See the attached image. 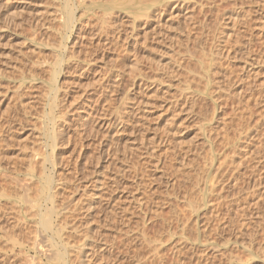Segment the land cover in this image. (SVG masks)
<instances>
[{"label": "rangeland", "instance_id": "374dc122", "mask_svg": "<svg viewBox=\"0 0 264 264\" xmlns=\"http://www.w3.org/2000/svg\"><path fill=\"white\" fill-rule=\"evenodd\" d=\"M85 1L87 2V0H78V4ZM94 1H88V6L85 2L84 4L87 7L84 4L81 5L85 7L75 4L72 6V12L76 13V19H80L82 15L84 17L83 20H75L71 29L66 28L70 29L68 31L65 29L68 8L63 0H0V192H5V186L6 192L9 193V196L6 195L8 198L14 197V195L20 198H9L7 199L8 203L7 197L2 196V200L0 199V202L5 201L4 204L7 203L6 205L3 204L4 208L7 205L9 206L10 203L11 210L8 206L5 208L7 216L11 215L8 219L13 216L16 219L19 218L21 224L28 223L27 221L31 220L32 223L29 222L31 227L35 225L37 220L29 218L32 213L28 209L29 206H26L29 204L28 198L33 199L35 194L34 198L39 196L40 193L38 195L37 193L40 191L39 188H42L41 179L50 176L56 181L62 179L61 184L64 183L65 185L61 187V184L59 185L56 182L55 190L60 186L57 190L59 205L61 203L62 205L65 203L67 206L79 204L81 207L86 203H90L89 200H93L94 203L98 204L99 200L106 199V201H101L102 207L105 208H102L101 211L103 216L108 213L104 205L111 203L112 200L113 204L120 208L121 206H127L129 203H134V201L136 203L144 202L158 210V212L160 211L165 217H170L173 214L172 209H170L172 206L178 207L183 217L188 214L190 202L193 204L199 203L202 205L199 215L201 216L209 212H206V210L210 207V203L214 202L213 200H216L220 194L223 197L221 217L224 220L221 222L223 227L221 226L220 232L222 233H219L220 236L215 235L213 232L209 234V239L217 240L219 243L216 245L217 249L213 247L216 250L211 246V248H208L209 253L215 251L216 254L211 264H264V183L261 184L262 181L264 182V170L262 172L260 170L264 165V149H257L260 152L259 155L255 149L256 147H254L255 144H260L257 148L264 147V122L261 124L263 127L260 126L261 128L258 129V132H260L258 135L262 138H259L255 132L257 119L261 118V115L264 116V101L261 99V101L255 103V101H252L253 98H250L251 102H244L248 99L249 94L256 96L261 91L260 88L264 89V26L261 29V23L264 25V16L261 15L263 11H259L260 7L264 8V0H210L211 3L207 0L210 4L214 2L210 5L211 7L208 6L209 3L206 4V0H204V2L206 1L205 4L199 2L198 5H196V0H182V2L179 0L177 4L175 3L178 0H169V3H167L168 0H145L146 3L143 0V3L147 6H144L142 1L139 0H132V4L128 2L130 0H122V2L116 0L115 4L111 3L109 6L108 3L114 0ZM149 1H152V3ZM137 3L139 6L143 5L142 7L149 8V11L151 9L155 10L154 12L151 10L150 18L140 17L138 19L136 18L138 15H133L135 10H137V14L141 8ZM95 4L100 7L95 6ZM102 4L106 6L104 5L105 7L102 8ZM124 4L125 6H123ZM162 4H164V7ZM112 5L115 6L112 7ZM129 5H135L136 7L133 8L131 6L135 10L131 11V8H127L130 7ZM159 6L162 7L159 8ZM180 7H183V9ZM200 7H204L203 10ZM164 8L165 11H160ZM93 9L94 11H92ZM102 9H104L103 11L108 9L110 12L116 10L111 13L107 11L112 14L111 17L107 12H104L103 15ZM156 9H158V12ZM234 10L244 11L248 15V20L238 22L240 24L237 23V27L232 26L234 24L228 18ZM256 10L262 13H257ZM159 11L161 17L157 15ZM98 13H102V15L99 14V18H97ZM125 14L126 18L124 17ZM103 16H105L104 20L106 18L108 20L107 23L104 21L105 24L102 20ZM97 19L100 23L102 21V24ZM131 19L134 20L130 21ZM137 20L142 21L139 23ZM94 22L95 25H93ZM80 24H84L82 25L84 27ZM258 24L261 26L259 27ZM133 26L134 28H131ZM79 28L81 31L78 30ZM95 29L97 32H95ZM99 29L100 31H98ZM258 32L261 33V36L258 35ZM78 33L94 35L89 38L86 34L85 36L88 38L83 39L79 45L73 46L70 45V41H65L64 37L67 34L66 37L71 36V40L74 38V43ZM137 34L139 37H136V42L139 40V43L134 45L132 43L135 39L131 38L134 35L137 36ZM251 35L254 37L252 36V38ZM113 39H115V42H112ZM123 39L125 41L129 40V43ZM131 44L132 46H130ZM63 45L68 46L74 53L72 60L66 57V52H63L65 46ZM222 47L225 51L222 50ZM216 49L218 51L222 50L223 57L215 54ZM226 52L231 54V58L224 56ZM70 53L71 51L68 52V54ZM59 57H63L66 62L63 66L64 71L62 70V74L58 76V87H62V89H59L62 90L59 93V100L64 97L59 101L61 104L57 103V105L60 104L58 105L59 108H54L53 95L50 91L54 79L51 76H53L52 72L56 62L61 59ZM79 59H81L80 67L73 68L74 61ZM85 59H90L91 63L93 61L88 68L86 61L83 62ZM69 60L72 62L70 63ZM246 65L248 66L247 69L252 70L254 73L249 70L245 72ZM243 67L245 68L243 69ZM209 73L212 76L211 78H209ZM215 73L219 76L212 75H215ZM205 75L208 77L206 78ZM61 77L63 78L61 79ZM162 81L165 85L161 83ZM206 83H209V86ZM60 84H62L61 87ZM246 84L248 85L246 86ZM251 85L253 87H250ZM210 86L211 88H209ZM248 87H250V90L247 89ZM238 88L244 90L239 96L235 92ZM65 89L67 94L62 93ZM174 89H177V93ZM178 89L181 91L179 92ZM17 91H20V98H15ZM189 91L190 93L192 91L199 94L192 95L193 93L190 94ZM61 93L62 95H60ZM82 93L85 97L80 98ZM184 94L189 97L186 98ZM208 95L209 97H207ZM64 101L69 107V111L65 110L64 112V109H67L66 104L62 107ZM180 101L181 103H179ZM185 101L187 102L185 103ZM182 102L185 106L181 105ZM176 105H180V107ZM139 108H144L145 111ZM68 112H72V114ZM64 114L68 119L73 117L74 120H67L71 124V127H68L71 142L69 146L62 148L59 155H57V160L60 163L59 172L53 170L49 162L43 163V166H29L28 157L35 148L39 149L42 156L52 154L51 140L53 139L54 126L52 116L55 115V119L58 121ZM141 116H143L141 118L143 120L139 119ZM29 117L30 120L31 117L33 118V122L31 120L28 124ZM61 119L58 124H61L62 129L67 130L65 124L68 123L64 122L63 118ZM104 122L113 124L110 129L112 132L107 133V127L105 125L102 127ZM171 123L175 125L172 129V126L169 125ZM117 125H120V127L118 128L119 131L116 132L114 127ZM253 132L257 139L249 137L254 134ZM223 163L224 165L230 164L231 167L228 166L231 168L230 170L235 168L236 178L239 179L234 180V177L231 176L232 172L229 170L231 174L225 177L224 191L217 187L216 191L211 192L212 187L217 182L216 179H219L215 168L218 169V166H222ZM237 163L238 166H236ZM232 165L236 167L233 166L232 169ZM256 167H259L258 170L262 174H257L259 172H257ZM2 169L5 170L2 171ZM236 169L240 173H237ZM255 169L256 171H254ZM262 169H264V166ZM5 171L7 174H5ZM258 176L261 178L263 176L262 181L258 180L260 178ZM2 177L3 179L7 177L4 179L7 182L2 180ZM12 179L17 180L18 183L10 182ZM115 181L119 182V185L116 187L113 185L112 187V182ZM237 181L238 183H236ZM4 182H6L5 185ZM30 182L33 185L29 184ZM30 185L31 188L35 185L38 189L33 188L38 192L33 191V189L31 191ZM261 185L263 186L260 187ZM256 188H259V190ZM1 193L0 195H2ZM92 193H95V195L90 196ZM258 195L259 197L262 196V199L258 198ZM26 197L28 198L26 199ZM98 197H102V199ZM22 199L28 204L24 203ZM13 203L17 205L14 204L12 208ZM241 205L245 208H242L243 214L240 210ZM7 208H9V212L12 210L13 212L9 214ZM258 211L259 214L261 213V219L259 218L261 216L257 214ZM101 212L99 215H102ZM244 214L246 215L244 216ZM202 218L205 220V217L199 219L201 221L197 227L199 231L203 229L201 223L204 220ZM22 220L25 221L21 222ZM99 220L101 221L96 222L98 224L94 229H96V232L97 230L105 232V222L103 226V219ZM216 221L211 223V226H214L213 228L219 224V221ZM29 223L26 225L27 229L30 227ZM224 223L227 226H224ZM242 224L243 228L241 227ZM36 225L32 229L30 227L31 230L36 229L33 232L34 234H31L30 229L27 230L22 225L12 229L8 227V231L1 232L0 261L1 258H8V255L11 256L16 253L10 257L16 259L5 264H24L25 262V264H43L44 262V264H54L50 261L53 254H51L48 247L49 237L44 230L37 229ZM100 227L102 228L100 229ZM195 227L192 229L194 233L192 230L186 232V238L198 237L196 236L195 229L197 228ZM257 227L259 229L260 227L263 228L260 230L261 232H258ZM157 229L158 226L148 229L149 234L153 235L154 230ZM22 231L26 232L23 233ZM259 233H263V235ZM28 236L29 238H27ZM34 236L36 240L38 239V242L40 240L37 243L42 247V254L30 248L21 249V241L26 239L23 241H27L26 244L36 242ZM40 236L41 239H39ZM13 237L19 239L17 241H20V244H17L16 241L15 243ZM94 237L96 238L95 235ZM202 238H206V234ZM202 238V241L205 240ZM228 240H230L229 243L225 244ZM22 244L25 245V243ZM250 244L252 249L246 251L243 247L250 246ZM188 245H192L191 242H188ZM218 247L220 248L218 249ZM189 249H191L190 252L196 249V252L193 254L189 252L180 259L175 258V260L172 258L171 253L166 250L165 264L167 262L169 264L171 261V264L174 262H176L175 264H196V262H193L195 261L193 258H197L195 253H198V249L195 247ZM228 249L230 251H227ZM20 250L22 253H20ZM141 250L143 251L144 248L140 249V254L137 253V255L132 253L133 251H131V254L128 253L130 257L136 256L135 259L125 255L126 250H124V256H128V258L126 257L128 262H125V264H144V262L152 264V260L146 258V248L143 253ZM44 251H47L48 256ZM115 251L117 250L108 251L104 254L100 253L99 258L106 259L102 261V264H105L106 261V264H114V262H117L115 261L116 258L124 257L122 251ZM111 252L117 253L116 255L119 256ZM167 253L169 256H166ZM25 254L28 255V259ZM189 255V258L195 256L189 259L187 258ZM106 256H109V258H106ZM21 257H24L22 259H25V261H22ZM111 257H114V259ZM136 259L137 261H132ZM181 260L188 261L181 263ZM47 261L50 263H46ZM0 263L3 264V262Z\"/></svg>", "mask_w": 264, "mask_h": 264}, {"label": "bare ground", "instance_id": "6f19581e", "mask_svg": "<svg viewBox=\"0 0 264 264\" xmlns=\"http://www.w3.org/2000/svg\"><path fill=\"white\" fill-rule=\"evenodd\" d=\"M63 1H65V5H66V7L68 8V16H67V23H66V26H65V29L66 28H70L71 29V26H73V24L75 23V20H83V17H84V15H82V16H80V19H76V13L75 12H72V6H74V4L75 5H79L80 7H83L85 4V2H83V3H81V4H84V5H81V4H78V0H63ZM88 1H94V0H87V2ZM107 1V0H106ZM116 0H114V1H110V3H108V6H109V4H111V3H114ZM117 1H119V2H122V0H117ZM132 0H130V1H128V2H130L131 4L133 3V1L131 2ZM138 1V0H137ZM139 1H142V4L144 5V6H147V4H145L146 3V1H145V3H143V0H139ZM185 1V0H184ZM183 1V2H184ZM189 1V0H188ZM191 1H193V0H191ZM207 1V0H206ZM205 1V2H206ZM210 1V0H209ZM213 1V0H212ZM218 1V0H217ZM231 1V0H230ZM235 1V0H234ZM233 1V2H234ZM82 2V1H81ZM87 2H86V4H87ZM91 2V3H92ZM95 2V1H94ZM128 2H127V4H128ZM150 2V1H149ZM172 2V1H171ZM170 2V3H171ZM179 2V0L175 3V4H177ZM181 2H182V0H181ZM180 2V3H181ZM199 2H203L204 4H205V2H204V0L203 1H200V0H196V5H198L199 4ZM103 3V2H102ZM125 3V2H124ZM129 3V4H130ZM150 3H152V1L150 2ZM164 3V2H163ZM167 3H169V0H168V2ZM167 3H166V5H167ZM173 3V4H174ZM208 1H207V5H208ZM210 3H211V1H210ZM209 3V5L208 6H210V5H212L214 2H212V4H210ZM93 4V3H92ZM97 4H98V2H97ZM97 4H95V6H97V7H100V6H98ZM101 4V3H100ZM105 4H107V3H105ZM104 4V5H105ZM115 4V3H114ZM116 4H117V2H116ZM120 4V3H119ZM118 4V5H119ZM123 4V3H122ZM165 4V3H164ZM164 4H162V6L164 7ZM184 4V3H183ZM191 4V3H190ZM194 4V3H193ZM201 4V3H200ZM89 5V3L87 4V6ZM103 5V4H102ZM101 5V6H102ZM102 6V8L103 7H105V6ZM137 5H138V3H137ZM142 5V6H143ZM186 5H187V2H186ZM254 5V4H253ZM86 6V5H85ZM84 6V7H85ZM86 6V7H87ZM111 6V5H110ZM113 6H115V5H112V7ZM117 6V5H116ZM120 6H121V4H120ZM119 6V7H120ZM123 6H125V4L123 5ZM130 7H127V8H131V6H132V8L135 6V5H129ZM139 6V5H138ZM141 5L139 6V7H141L140 8V10L137 12V14H136V11L137 10H133L132 8V10L131 11H134L135 13L133 14V15H138V16H136V18H138V19H140V17L141 18H143V17H145V18H150L151 17V13H152V11L154 12L155 10H152L151 8V10L149 11V8H147V7H142ZM152 6V5H151ZM162 6H159V8H161ZM168 6V5H167ZM176 6V5H175ZM184 6V5H183ZM190 6V5H189ZM193 6V5H192ZM201 6V5H200ZM221 6V5H220ZM90 7H92V5H90ZM136 7V6H135ZM149 7V6H148ZM187 7V6H186ZM194 7H195V5H194ZM193 7V8H194ZM204 7H207V6H204ZM203 7V8H204ZM211 7V6H210ZM209 7V8H210ZM216 7V6H215ZM89 8V7H88ZM94 8V7H93ZM106 8H108V7H106ZM122 8H125V7H122ZM138 8V7H137ZM155 8V7H154ZM153 8V9H154ZM157 8V7H156ZM176 8V7H175ZM178 8H179V6H178ZM180 8H182L183 9V7H180ZM185 8V7H184ZM189 8V7H188ZM187 8V9H188ZM192 8V9H193ZM201 8V7H200ZM199 8V9H200ZM203 8H201L202 10H203ZM208 8V7H207ZM89 9H91V8H89ZM105 9V8H104ZM104 9H102V11L101 12H103V15H104V12L106 13L107 11H108V9H107V11H103ZM114 9V8H113ZM118 9V8H117ZM120 10H121V7L119 8ZM86 10H87V8H86ZM110 10V9H109ZM116 10V9H115ZM115 10H111V12H113V11H115ZM157 10V12H158V9H156ZM160 10V9H159ZM173 10V9H172ZM176 10V9H175ZM194 10H196L195 8H194ZM92 11H94V9L92 10ZM91 11V12H92ZM126 11V10H125ZM160 11H165V8H164V10H160ZM159 11V13L157 14V15H160V17H161V12ZM259 11H263V14H261L262 16H264V8H259ZM258 10H256V12L258 13L259 12ZM89 12H90V10H89ZM88 12V13H89ZM100 12V11H99ZM108 12H110V11H108ZM107 12V14L109 15L110 13H108ZM121 12V11H120ZM119 12V13H120ZM127 12H128V10H127ZM94 13V12H93ZM118 13V12H117ZM123 13V12H122ZM125 13V12H124ZM259 13H262V12H259ZM95 14H97V13H95ZM102 15V13H98V15ZM116 14V13H115ZM114 14V15H115ZM156 14V13H155ZM86 15H88V14H86ZM92 15V14H91ZM97 15V16H98ZM100 15L97 17V18H99L100 17ZM112 14H110V16H111ZM118 15V14H117ZM120 15H122V14H120ZM132 15V16H133ZM93 16H95L94 14H93ZM105 16L107 17V15L105 14ZM105 16H103V23H104V21H105V23H107V18H106V20H104V17ZM116 16V15H115ZM119 16V15H118ZM126 16V14L124 15V17ZM134 16V17H135ZM96 17V16H95ZM112 17V16H111ZM121 17V16H120ZM127 17H129V15H127ZM101 18H102V16H101ZM115 18V17H114ZM126 18V17H125ZM129 18H131V17H129ZM228 18L230 19V20H232V23L234 24V25H232V26H238V24H240V23H238V22H241V21H243V22H245V21H247L248 19V15H246L245 13H244V11L242 12L241 10H237V11H233L231 14H230V16H228ZM96 19V18H95ZM120 19H122V18H120ZM247 19V20H246ZM99 19H97V21H98ZM134 20V19H133ZM132 19L130 20V21H133ZM96 21V20H95ZM101 21V20H100ZM138 21V20H137ZM142 21V20H141ZM141 21H138L139 23L141 22ZM146 21V20H145ZM99 22V21H98ZM135 22H136V20H135ZM259 22H262V21H259ZM100 23V22H99ZM104 23V24H105ZM134 23V22H133ZM145 23V22H144ZM143 23V24H144ZM238 23V24H237ZM249 23V22H248ZM96 24H98V23H96ZM100 24H102V21H101V23ZM100 24H98V25H100ZM132 24V23H131ZM136 24V23H135ZM134 24V25H135ZM145 24H147V23H145ZM245 24V23H244ZM262 24V26L261 25H259L258 24V26L260 27L261 26V29H262V27L264 26L263 25V23H261ZM82 25H84V24H82ZM81 24H80V26H82ZM93 25H95V22H94V24ZM139 25V24H138ZM89 26V25H88ZM132 26V25H131ZM245 26V25H244ZM82 27H84V26H82ZM96 27V26H95ZM138 27V26H137ZM137 27H135V28H137ZM250 27V26H249ZM75 28V27H74ZM131 28H134V26L133 27H131ZM264 28V27H263ZM64 29V30H65ZM70 29L68 30V29H66V30H68V31H70ZM85 29V28H84ZM94 29V28H93ZM97 29H98V27H97ZM137 29H139V28H137ZM65 30V31H66ZM78 30H80V28L78 29ZM130 30V29H129ZM128 30V31H129ZM133 30V29H132ZM68 31H66V32H68ZM75 31V30H74ZM77 31V30H76ZM81 31V30H80ZM98 31H100V29L98 30ZM138 31V30H137ZM78 32V31H77ZM77 32H75V33H77ZM83 32V31H82ZM87 32V31H86ZM93 32V31H92ZM95 32H97L96 31V29H95ZM119 32V31H118ZM130 32V31H129ZM132 32H135V31H132ZM131 32V35L133 34ZM261 32V31H260ZM263 32V31H262ZM70 33V32H69ZM84 33H85V31H84ZM89 33V32H88ZM101 33H102V30H101ZM116 33H117V31H116ZM120 33V32H119ZM87 34V33H86ZM85 34V35H86ZM236 34V33H235ZM263 34V33H262ZM64 35V34H63ZM82 33L80 34V33H78V35H76V37L77 38H75V41H74V43H73V40H74V38H73V40H71V36H68V37H66L67 36V34H66V36L64 37V39H65V41L67 40L68 42L70 41V45L72 44L73 46L74 45H76V44H81V41L83 40V39H87L88 37H86L84 34L82 35ZM88 35V34H87ZM94 35V34H93ZM93 35L91 36V35H88L89 36V38H92L93 37ZM96 35V34H95ZM119 35V34H118ZM237 35V34H236ZM258 35H260L261 36V33L259 34V32H258ZM81 36V37H80ZM129 36V35H128ZM135 36V35H134ZM132 37L131 39H135V40H133V43L132 44H134V45H136V44H138L139 42V40L136 42V37H139V35L137 34V36H135V37ZM234 36V35H233ZM238 36V35H237ZM237 36H235V37H237ZM253 35H251V37H252ZM231 37V36H230ZM234 37V38H235ZM254 37V36H253ZM252 37V38H253ZM113 38V37H112ZM117 38H119V37H117ZM116 38V39H117ZM190 38V37H189ZM260 38V37H259ZM62 39H63V37H62ZM63 39V40H64ZM120 39V38H119ZM124 39H125V37H124ZM123 39V40H124ZM130 38H129V40H131ZM226 39V38H225ZM263 39V38H262ZM115 39H113L112 40V42L114 41ZM129 40H127V41H125V42H127V43H129L128 41ZM102 41V40H101ZM117 41H118V39H117ZM205 41H206V39H205ZM252 41H254V40H252ZM262 41V40H261ZM115 42V41H114ZM222 42H224V41H222ZM227 42V41H226ZM230 42V41H229ZM250 43H251V40L249 41ZM260 42V41H259ZM264 42V41H263ZM63 43V42H62ZM119 43V42H118ZM253 43V42H252ZM100 44V43H99ZM132 44L130 45V46H132ZM264 44V43H263ZM129 45V44H128ZM221 45L223 46V44L221 43ZM250 45V44H249ZM39 46V45H38ZM37 46V47H38ZM60 46L62 47V45L60 44ZM59 46V47H60ZM63 46H65V45H63ZM118 46V45H117ZM127 46V45H126ZM220 46V45H219ZM251 46V45H250ZM58 47V48H59ZM70 47V46H69ZM64 48V47H63ZM128 48V47H127ZM223 48V47H222ZM226 48V47H225ZM65 49V50H64ZM63 49V52L65 51L66 52V54H67V56L66 57H68L69 59H73V54L74 53H72V50H70L69 48H68V46H65V48ZM219 49V48H218ZM221 49V48H220ZM60 50V49H59ZM217 50V49H216ZM222 50H224V48L222 49ZM222 50H217V52L215 53L217 56H219V57H223V52H222ZM226 50H227V48H226ZM264 50V49H263ZM71 51V53L70 54H68V52H70ZM126 51V50H125ZM225 51V50H224ZM228 52H230V50H228ZM228 52H226V53H228ZM236 52V51H235ZM239 52V51H238ZM127 53V52H126ZM226 53H225V55L224 56H228V58H231V54L230 53H228L227 55H226ZM216 55H215V57H216ZM263 55V54H262ZM63 56V55H62ZM64 56V58H66ZM59 58H61V57H59ZM63 57L61 58V59H59L57 62H56V64H55V67H54V69H53V72H52V75L53 76H51V77H53V81H54V83H51L52 84V86H51V95H53V106H54V108H59L58 107V105H60L61 104V102H59L60 100H62V98L64 97H61V99L59 100V93H60V91H62V90H59V89H62V87H61V85L62 84H60L59 86L61 87V88H59L58 87V83H59V79H58V76L60 75V74H62L61 72H62V70L64 71V68H63V66H65V64H66V62H65V59H64ZM87 58V57H86ZM218 59V57L216 58V60ZM66 60L68 61V59L66 58ZM90 60V59H89ZM88 59H85V60H83V62L84 61H86V65H87V68H88V66H91L90 65V61H89ZM212 60H213V58H212ZM257 60V59H256ZM70 61V60H69ZM64 62H65V64H64ZM72 61H70V63H71ZM79 63H81V59H79V60H76V61H74V63H73V65L74 66H72L73 68L75 67V69H77L78 67H80L79 66ZM92 63H93V61H92ZM91 63V64H92ZM219 64H221L220 62H218ZM174 64V63H173ZM218 64V65H219ZM70 65V64H69ZM68 65V66H69ZM82 65V64H81ZM174 65H177V64H174ZM173 65V66H174ZM67 66V67H68ZM180 67V66H179ZM178 67V68H179ZM216 67V66H215ZM218 67V66H217ZM247 65H246V71L245 72H248L247 70H249V69H247ZM71 68V67H70ZM70 68H68V69H70ZM177 68V69H178ZM212 68V67H211ZM219 68V67H218ZM245 67H243V69H244ZM67 69V68H66ZM90 69V68H89ZM217 69V68H216ZM220 69V68H219ZM210 70H212V69H210ZM214 70V69H213ZM212 70V71H213ZM218 71V70H217ZM217 71H215V72H217ZM250 72L252 71V70H249ZM208 72V71H207ZM253 72V71H252ZM213 73V72H212ZM219 73V72H218ZM221 73V72H220ZM225 73V72H224ZM254 73V72H253ZM64 74V73H63ZM171 75H173V74H171ZM208 75V74H207ZM213 76H216L217 74L215 73V75L214 74H212ZM223 75V74H222ZM63 76V75H62ZM174 76H175V73H174ZM209 78H211L212 76L210 75V73H209ZM217 76H219V75H217ZM64 77V76H63ZM63 77H61V79L63 78ZM205 77H206V75H205ZM208 77V76H207ZM206 77V78H207ZM222 77V76H221ZM226 78V77H225ZM234 78V77H233ZM52 79V78H51ZM58 79V80H57ZM208 81L210 80V79H207ZM207 80H206V82H207ZM233 80V79H232ZM231 80V81H232ZM164 81H166V80H164ZM168 81V80H167ZM212 81V80H211ZM219 81V80H218ZM230 81V82H231ZM242 81V80H241ZM52 82V81H51ZM61 82V81H60ZM243 82V81H242ZM162 84H164L165 85V83L162 81L161 82ZM210 83V82H209ZM209 83L207 84V86H209ZM229 83V82H228ZM232 83V82H231ZM249 83V82H248ZM169 84V83H168ZM252 84V83H251ZM50 85V84H49ZM135 85H137V84H135ZM161 85V84H160ZM248 84H246V86H247ZM21 86V85H20ZM169 86H170V84H169ZM173 86V85H172ZM240 86V85H239ZM23 87V86H22ZM179 87V86H178ZM230 87H231V85H230ZM250 87H253L252 85L250 86ZM250 87H248L247 89L248 90H250L249 88ZM261 87V86H260ZM20 88V87H19ZM30 88V87H29ZM28 88V89H29ZM169 88V87H168ZM180 88V87H179ZM209 88H211V86L209 87ZM22 89V88H21ZM23 89H24V87H23ZM22 89V90H23ZM166 89H167V87H166ZM172 89V88H171ZM182 89V88H181ZM189 89V88H188ZM187 89V90H188ZM190 89H191V86H190ZM189 89V90H190ZM208 89V88H207ZM231 89V88H230ZM237 89V88H236ZM245 89V88H244ZM261 89V91L259 92V94L258 95H254V94H249V97H247L248 99H246V101H244V102H249L252 98V101L254 102L255 101V103H258L257 101H261V99H262V101H264V89L263 88H260ZM16 90H18V89H16ZM63 90H64V88H63ZM175 90V89H174ZM177 90V89H176ZM176 90H175V92H176ZM179 90V89H178ZM193 90V89H192ZM196 90H198V91H200L199 89H196ZM195 90V91H196ZM21 91V90H20ZM20 91H17V93H16V96H15V94H14V96H15V98H20L21 97V94H20ZM68 91V90H67ZM181 90H179V92H180ZM227 91H230V90H227ZM243 91L244 90H242V89H239L238 88V90L237 91H235L236 93H237V95L239 96V95H241V93H243ZM246 91V90H245ZM259 91V90H258ZM16 92V91H15ZM170 92V91H169ZM206 92V91H205ZM252 93L254 92V91H251ZM63 94L65 93V94H67L66 93V89H65V91L64 92H62ZM62 93L60 94V95H62ZM167 93V92H166ZM177 93V92H176ZM188 93H190V91L188 92ZM191 93H193L192 95H194L195 93L194 92H192L191 91ZM190 93V94H191ZM208 93L210 94V92H209V89H208ZM228 93V92H227ZM234 93V92H233ZM245 93V92H244ZM68 94H69V92H68ZM196 94H199L198 92L196 93ZM201 94V93H200ZM246 94V93H245ZM244 94V95H245ZM248 94V93H247ZM257 94V93H256ZM185 96H186V98H188L189 96L188 95H186V94H184ZM183 95V96H184ZM206 95V94H205ZM227 95V94H226ZM67 96V95H66ZM80 98H82V96H84L85 97V95L82 93V94H80ZM211 96V95H210ZM231 96H234V95H231ZM243 96V95H242ZM246 96V95H245ZM248 96V95H247ZM252 96V97H251ZM193 97V96H192ZM192 97H190V98H192ZM206 97V96H205ZM205 97L203 98L204 100H205ZM207 97H209V95L207 96ZM215 97V96H214ZM236 97V96H235ZM183 98H185V97H183ZM183 98H181V99H183ZM211 98V97H210ZM209 98V99H210ZM216 98V97H215ZM220 98V97H219ZM238 98V97H237ZM243 99H244V97H242ZM251 98V99H250ZM212 99H214V98H212ZM230 99V98H229ZM239 99V98H238ZM185 100H187V99H185ZM192 100H193V98H192ZM211 100V99H210ZM66 101V100H65ZM64 101V104L62 105V107H64L65 106V104H66V102ZM184 101V100H183ZM213 101V100H212ZM216 101H218V100H216ZM187 101H185V103H186ZM251 102V101H250ZM57 103H60V104H58L57 105ZM179 103H181V101L179 102ZM213 103V102H212ZM177 104V103H176ZM214 104V103H213ZM173 105V104H172ZM175 105V104H174ZM181 105H183V102H182V104ZM215 105V104H214ZM176 106H179L180 107V105H176ZM183 106H185V105H183ZM219 106V105H218ZM65 107H67V109H64V112H65V110L66 111H69L68 109H69V107L67 106V104H66V106ZM172 107H174V106H172ZM175 108H177V107H175ZM140 110H142V111H145V109L143 108V109H141V108H139ZM173 109V108H172ZM247 109V108H246ZM73 110V109H72ZM77 110V109H76ZM79 110V109H78ZM77 110V111H78ZM139 110V111H140ZM239 110V109H238ZM251 110V109H250ZM264 110V109H263ZM134 111V110H133ZM135 111H136V109H135ZM243 111V110H242ZM250 112V111H249ZM68 113H71L72 114V112H68ZM143 113H145V112H143ZM67 114V113H66ZM66 114H64L63 115V117H61V118H63V120H64V122H66V123H68V121L67 120H74L73 119V117H72V119H68L67 117H66ZM70 114V115H71ZM74 114V113H73ZM79 114V113H78ZM253 114V113H252ZM264 114V113H263ZM69 115V116H70ZM261 115V114H260ZM259 115V116H260ZM130 116V115H129ZM71 117V116H70ZM128 117V116H127ZM143 116H141L139 119L140 120H143V119H141ZM61 118H59V120H62ZM249 118H250V116H249ZM260 118V117H259ZM257 119V122H256V126H255V132H256V134L258 135L260 132H258V129H260L261 127L260 126H262L261 124H262V122H264L263 121V118H264V116L262 117V115H261V118L260 119ZM33 118L31 117V120H32ZM138 119V120H139ZM173 119V118H172ZM30 117H29V120H27V122H28V124L30 123ZM52 120H53V139L51 140L52 141V144H51V148H52V154L50 155V156H45V155H41L40 154V151H39V149L38 148H35L31 153H30V156L28 157V164H29V166H43V163H46V162H49L50 163V165L52 166V168H53V170H56V172H59L58 170H59V162H58V158H57V155H59V152H60V150L62 149V148H64L65 146L67 147V146H69V144H70V142H71V135H70V133H69V131H68V127H71V124H65L66 126L65 127H67V130H65V128H63L62 129V127H61V124H58V122L60 123V121L58 120L57 121V119H55V115L54 116H52ZM176 120V119H175ZM36 121V120H35ZM173 121H174V119H173ZM172 121V122H173ZM27 122H25V123H27ZM32 122H33V120H32ZM31 122V123H32ZM71 122V121H70ZM169 122H171V121H169ZM168 122V123H169ZM175 122V121H174ZM62 123V122H61ZM120 124H122V123H120ZM103 125H105L106 127H107V129H108V131H107V133H110V132H112V130H110L112 127H113V124L110 122V123H107V122H104L103 124H102V127H103ZM169 125H171V126H169V127H171V129L173 128V126H175V125H172V123L171 124H169ZM35 127V126H34ZM33 127V128H34ZM120 127V125H117V126H115L114 127V130H116V132L117 131H119L118 130V128ZM224 127V126H223ZM260 127V128H259ZM263 127V126H262ZM33 128H32V130H33ZM250 128V127H249ZM30 129V128H29ZM34 129H36V128H34ZM31 130V129H30ZM70 130V129H69ZM35 131V130H34ZM260 131V130H259ZM36 132V131H35ZM34 132V133H35ZM262 132V131H261ZM254 133V132H253ZM255 135V133L253 134V135H250L249 137H252V139L254 138H256L257 139V136L255 137L254 136ZM261 136H262V134H260ZM254 136V137H253ZM207 137V136H206ZM258 137L259 138H262V137H260L259 135H258ZM240 140V139H239ZM259 140H261V139H259ZM258 140V141H259ZM262 142V141H261ZM258 143V142H257ZM264 144V143H263ZM258 146H260V144H258V145H256L255 144V146L254 147H256L255 149H256V151H257V153L259 154L260 152H258V150L257 149H261V148H263L264 149V147H259V148H257ZM262 146V145H261ZM248 152V151H247ZM250 152V151H249ZM248 152V153H249ZM253 152V151H252ZM251 152V153H252ZM255 152V151H254ZM225 153V152H224ZM233 153H234V151H233ZM236 155V154H235ZM248 155V154H247ZM260 155V154H259ZM230 156V155H229ZM232 156H233V154H232ZM231 156V157H232ZM261 156H263L262 154H261ZM225 157H228V156H225ZM258 157V156H257ZM260 157V156H259ZM243 158V157H242ZM246 158V157H245ZM224 159V158H223ZM258 159V158H257ZM260 159H262V158H260ZM240 160H241V158H240ZM246 160V159H245ZM259 160V159H258ZM263 160H264V158H263ZM223 161H225V160H223ZM242 161V160H241ZM221 163V162H220ZM227 163V162H226ZM225 163V164H226ZM242 163V162H241ZM264 163V162H263ZM263 163H260V164H263ZM230 165V164H229ZM228 164H226V165H224V163H223V165L222 166H225V167H222V166H218L217 168L218 169H216L215 168V172H216V170H217V175H219V179L217 180L216 179V184H214V186L212 187V189H211V192L212 191H216V188L217 187H219V189H223L225 186H224V183H225V177L229 174H231V172H232V174H231V176H233L234 177V180H238L239 178H236V173H235V168L233 169V166L234 165H232V169L233 170H230L231 168H229L228 166H229ZM240 166H241V164H239ZM236 166H238V163H237V165ZM236 166H234V167H236ZM261 166V165H260ZM264 165H262V167H263ZM1 167V166H0ZM230 167H231V165H230ZM262 167H261V172L264 170V169H262ZM32 168V167H31ZM238 168V167H237ZM258 168L259 167H256V169H257V172H259V170H258ZM256 169L254 170V171H256ZM5 170V169H4ZM3 169H2V171H4ZM33 170V169H32ZM229 170L231 171V172H229ZM236 171H237V169H236ZM6 172V171H5ZM4 172V173H5ZM239 171H237V173H238ZM261 172H259V173H257L258 175L261 173ZM61 173V172H60ZM240 173V172H239ZM0 174H1V172H0ZM5 174H7V172L5 173ZM4 174V176H6ZM262 174V173H261ZM240 176V175H239ZM261 176V175H260ZM260 176H258V177H260ZM35 177V176H34ZM228 177V176H227ZM7 178V177H6ZM5 177H4V179H6ZM10 177L8 176V179H9ZM261 178V177H260ZM258 179V180H261L262 181V178H263V176H262V178L261 179ZM3 179V177H2V180H4ZM1 180V181H2ZM34 180V179H33ZM257 180V179H256ZM4 181H6L7 182V180H4ZM14 182V184H16L15 182H17L18 183V181L17 180H11L10 182ZM41 181H42V188L40 187V186H38V187H40L39 188V192H38V190L36 191L33 187H35V185L31 188V185H33V183L31 184V182H32V180H31V182L29 183V184H31L30 185V189H31V191H32V189H33V191H36V192H38L37 193V195L40 193V195L39 196H37L36 198H34L35 196H36V194H35V196L33 197V199H29L28 197H26V199L28 198V202H29V204L28 203H26V201L24 200V199H22V200H24V203H26V204H28V205H26V206H29V208L28 209H30L29 211H31V213H32V216H30L29 218H31V219H33V220H37V222L35 223V225L37 226V229L39 228V230L40 229H42V230H44L45 231V233L47 234V236L49 237V240H48V247H49V250H50V252H51V254H53V256L50 258V261H52V262H54V264H102L103 262L102 261H105V260H102V258H99V254L100 253H105V252H110V251H114V250H120V251H122V253H123V256H124V250H126L125 251V255H128V253H130L131 254V251H133L132 253H134L135 255H137V253H139L140 252V249H143L144 248V250H145V248H146V250H145V255H147V259H151L152 260V264H165V252H166V250H168L170 253H171V256H172V258L175 260V258L176 259H180L183 255H185V254H188L189 252H190V250L191 249H189V248H197L198 249V253L196 254L195 253V255L197 256V258H193V256H195V255H193L191 258H189L190 257V255L187 257V258H189V259H194L195 261H193V262H196V264H211V262L213 263V257L214 256H216V254H215V251L213 252V253H209L210 251L208 250V248L211 246L212 248L213 247H217L216 245H217V240H214V239H209V234H211L212 232L215 234V235H219L220 236V234L219 233H222V232H220V229L223 227L222 226V223L221 222H223L222 220H224V219H222V211H221V208L223 209V197L219 194L218 195V198L216 199V200H213L214 202H211L210 203V207L208 208V210H206V212L207 211H209V212H207V213H204V215H201V216H199L200 215V212H201V210H202V208H201V206L202 205H200L199 203H195V204H193V203H189V211H188V214H186V215H184L183 217L181 216V210L178 208V207H174V206H172V208H170V209H172V215L170 216V217H165L164 215H162L161 214V212L159 211L158 212V210H156V209H154L152 206H150V205H148V204H146V203H144V202H139V203H136L135 201H134V203H129L127 206H121V208L119 207V206H115V204H113V200H112V202L110 203L109 202V204H106V205H104V206H106V209L108 210V213H107V215H104L103 216V213L101 212L102 211V208H104V207H102L103 205L101 204V201H103V200H99V203L97 204V203H94V201L92 200H89L90 201V203H86V205H84V206H81L80 207V205L78 204V205H75V206H70V205H68L67 206V204H63L62 205V203H61V205H59L58 204V195L59 194H57V190H58V188L61 186V187H63V186H65L64 185V183L63 184H61L62 182H63V180L62 179H59V180H55L53 177H44V179L42 180L41 179ZM240 181V180H239ZM6 182H4V185L6 184ZM12 182V183H13ZM56 182H58V184L60 185V186H58L57 187V190H55L56 189ZM65 182V181H64ZM241 182V181H240ZM239 182V183H240ZM236 183H238V181L236 182ZM262 183H264L263 181L261 182V184ZM13 184V186H15ZM227 184V183H226ZM113 185H114V187H116V186H118L119 185V182H117V181H115V182H112V187H113ZM254 185V184H253ZM252 185V186H253ZM256 185V184H255ZM264 185V184H263ZM263 185H261L260 187H262ZM12 186V185H11ZM236 186H238L237 184H236ZM243 186V185H242ZM2 187V186H1ZM16 187V186H15ZM239 187V186H238ZM259 187V188H260ZM11 188H13V187H11ZM18 188V187H17ZM35 188H37V187H35ZM240 188H242V187H240ZM259 188H256V189H258L259 190ZM14 189V188H13ZM28 189V188H27ZM38 189V188H37ZM263 189V188H262ZM2 191V190H1ZM5 191V192H4ZM4 193H1L2 195H0L1 197H0V199L2 200V196L5 198V197H7L6 198V200L7 199H9V198H14L15 199V197H18L19 198V196H15L14 194V197H9L8 198V196H9V193H7L6 192V189H5V186H4ZM220 191H222V190H220ZM223 191H224V189H223ZM109 192V191H108ZM210 192V193H211ZM261 193L263 192L262 190L260 191ZM5 193H7V194H5ZM91 193V192H90ZM258 193V192H257ZM257 193H255V194H257ZM113 194V193H112ZM111 194V195H112ZM264 194V193H263ZM6 195H8V196H6ZM93 195H95V193H92L90 196H93ZM97 195V194H96ZM102 195V194H101ZM210 195V194H209ZM212 195V194H211ZM10 196H11V194H10ZM103 196V195H102ZM113 196V195H112ZM112 196H110V198H112ZM203 196V195H202ZM215 196V195H214ZM30 197V196H29ZM258 198H260V199H262V196L261 197H259V195L257 196ZM92 198V197H91ZM98 198H100V197H98ZM104 198V197H103ZM113 198H114V196H113ZM20 199V198H19ZM100 199H102V197L100 198ZM107 199H109V198H107ZM176 199V198H175ZM214 199H215V197H214ZM260 199H258L259 201H260ZM208 200V199H207ZM11 201V200H10ZM9 201V202H10ZM17 201V200H16ZM19 201V200H18ZM95 201H98V200H95ZM104 201H106V199L104 200ZM205 201H206V199H205ZM240 201V200H239ZM5 202V201H4ZM4 202L2 203V201L0 202V233L1 232H5V231H8L9 229H8V227L9 228H15V227H18V226H21L22 225V227H24L25 226V228L27 227L26 225L31 221V220H29V221H27L28 223H23V224H25L24 226H23V224H21L20 223V221H19V218H17L16 219V217L14 218L13 216H12V218L11 219H8L9 217H11V215L10 216H7V211H5V208L8 206H5V208L3 207V204H4ZM20 202H21V200H20ZM208 202V201H207ZM227 202V201H226ZM237 203H238V201H236ZM262 202V201H261ZM7 203H8V200H7ZM6 203V204H7ZM19 203V202H18ZM107 203V202H106ZM203 203H205V202H203ZM202 203V204H203ZM248 203V202H247ZM6 204H4V205H6ZM12 204V203H11ZM14 204L15 203H13V205L11 206L12 208H13V206H14ZM23 204V203H22ZM22 204H20V205H22ZM240 204V203H239ZM15 205H17V204H15ZM204 205V204H203ZM207 206H208V204H206ZM231 205V204H230ZM235 205V204H234ZM233 205V206H234ZM243 205V204H242ZM242 205H241V207H240V210H241V212H242V208L243 209H245L244 207H242ZM245 205V204H244ZM9 206H10V203H9ZM8 206V207H9ZM258 206V205H257ZM22 207H24V206H22ZM170 207H171V205H170ZM204 207H206L205 205H204ZM246 207V206H245ZM10 208V207H9ZM9 208H7V210H8V213L10 214V212H13V210L12 211H10L9 212ZM144 208H146L145 210H144ZM105 209V208H104ZM207 209V208H206ZM10 210H11V208H10ZM259 210V209H258ZM104 211H106V210H104ZM237 211H239V210H237ZM98 212V213H97ZM100 212L102 213V215H99L100 214ZM245 212V211H244ZM97 213V214H96ZM105 213V212H104ZM246 213V212H245ZM12 214V213H11ZM224 214V213H223ZM242 214H243V212H242ZM241 214V215H242ZM257 214H259V211H258V213ZM98 215V216H97ZM246 214H244V216H245ZM260 216H261V213L259 214ZM264 215V214H263ZM136 216V217H135ZM226 216H227V214H226ZM201 217H205V220L204 221H202V231L200 230L199 231V229L197 228L198 227V225L200 224V218ZM260 219L262 218V216L261 217H259ZM99 219H103L102 220V222H103V226H104V222H105V226L106 227H104V229H105V232L103 231V232H101V230L100 231H98L97 230V232H96V229H94V227L96 226V224H98V223H96V222H100L101 220H99ZM216 220H218L219 221V224L217 225V226H215V228H213L212 226H211V223L213 222H217ZM25 221V220H24ZM23 220L21 221V222H24ZM232 222V221H231ZM240 222V221H239ZM30 223H32V222H30ZM30 223H29V226L31 227V225H30ZM258 223V222H257ZM9 224V225H8ZM228 224V223H227ZM232 224V223H231ZM230 224V225H231ZM237 224V223H236ZM32 225H34V224H32ZM34 225V226H35ZM226 224L224 223V226H225ZM239 225V224H238ZM258 225H259V223H258ZM257 225V226H258ZM34 226H32L33 228H34ZM100 226V225H99ZM158 226V229L157 230H154L155 232L153 233V235H150L149 234V231H148V229L150 230V228H156ZM196 226V227H195ZM222 226V227H221ZM227 226V225H226ZM243 226V224L241 225V227ZM260 226V225H259ZM30 227H29V229H30ZM32 227H31V229H32ZM97 227V226H96ZM95 227V228H96ZM193 227H195V228H197V229H195L196 230V233H197V235L196 236H198L197 238L196 237H194V238H196V239H191V238H186L185 237V234H186V232L187 231H189V230H192V229H194ZM229 227V226H228ZM24 228V230H26ZM36 228V227H35ZM99 228V227H98ZM97 228V229H98ZM102 227H100V229H101ZM243 228V227H242ZM258 228V227H257ZM29 229H27V230H29ZM29 230V231H31V234L36 230ZM261 229H263L262 227H260V229L258 228V232H261L260 230ZM14 230H16V229H14ZM18 230V229H17ZM23 230V229H22ZM41 230V231H42ZM103 230V229H102ZM11 231V230H10ZM19 231V230H18ZM28 231V232H29ZM44 231H43V233H44ZM226 231V230H225ZM15 233H16V231H14ZM20 232V231H19ZM23 232V231H22ZM21 232V233H22ZM24 232H26V231H24ZM23 232V233H24ZM38 232V231H37ZM191 232V231H190ZM192 232H193V230H192ZM201 232H202V234L204 235V234H206V238H202V236H201ZM36 233V232H35ZM194 233V232H193ZM26 234V233H25ZM29 234V233H28ZM34 234V233H33ZM260 234V233H259ZM22 235V234H21ZM40 234L38 233V236H39ZM44 235V234H43ZM43 235H41L42 237H43ZM94 235L96 236V238L94 237ZM260 235H263V233L262 234H260ZM5 237H6V234L4 235ZM8 236V235H7ZM14 236V235H13ZM19 236V235H18ZM18 236H17V238H18ZM31 236V235H30ZM37 236V235H36ZM41 236L39 237V239H41ZM45 236V235H44ZM201 236V237H200ZM205 237V236H204ZM264 237V236H263ZM20 238V237H19ZM26 238V237H25ZM27 238H29V236L27 237ZM31 238H33V237H31ZM45 238V237H44ZM43 238V239H44ZM201 238L202 239H205V240H201ZM15 239V237H13V240ZM21 239V238H20ZM34 239L36 240V238H35V236H34ZM17 240H19V239H15L14 240V242L16 241L17 242V244H20L19 242L20 241H17ZM26 240V239H25ZM25 240H22L21 241V249L22 250H26V248H30L31 250H33V251H35V252H40L41 253V251H43L42 250V247L38 244L39 242H40V240H39V242L36 240V242H32V243H30V244H26V242H23V241H25ZM30 240V239H29ZM32 240V239H31ZM34 240V241H35ZM43 241V240H42ZM229 241L230 240H228L227 242H225V244H228L229 243ZM13 242V243H14ZM15 242V243H16ZM38 242V243H37ZM188 242H191V244L192 245H188ZM255 242V241H254ZM22 243H25V245L24 244H22ZM16 244V245H17ZM190 244V243H189ZM219 244V243H218ZM256 244V243H255ZM26 245H28V246H26ZM219 246V245H218ZM226 246V245H225ZM224 246V247H225ZM252 245L250 244V246H245V247H243L246 251H249V250H251L252 249V247H251ZM261 247H262V245H260ZM11 247V246H10ZM19 247V246H18ZM47 247V246H46ZM142 247V248H141ZM210 247V248H211ZM228 247V246H227ZM260 247V250L262 249ZM16 248V247H15ZM215 248H213V249H215ZM220 247H218V249H219ZM223 248V247H222ZM242 248V249H243ZM48 249V248H47ZM122 249V250H121ZM217 249V248H216ZM215 249V250H216ZM143 250V251H144ZM193 250V249H192ZM225 250H226V248H225ZM224 250V251H225ZM7 251V250H6ZM21 251V250H20ZM48 251V250H47ZM47 251H44V253L46 252V255L48 256V254H47ZM117 251H115V252H117ZM142 251V250H141ZM143 251H142V253H143ZM227 251H230L229 249L227 250ZM28 253H29V251H27ZM194 252H196V249H195V251H191L190 253H194ZM12 253V252H11ZM14 253V252H13ZM20 253H22V251L20 252ZM25 252L23 251V254H24ZM43 253V252H42ZM41 253V254H42ZM111 253H113V252H111ZM228 253H230V252H228ZM253 253H254V251H253ZM16 254V253H15ZM14 254V255H15ZM37 254V253H36ZM113 254H117V253H113ZM140 254V253H139ZM138 254V256H140ZM4 255H5V253H4ZM7 255V254H6ZM13 255V254H12ZM11 255V256H12ZM13 255V256H14ZM21 255V254H20ZM27 254H25V256H26ZM39 255V254H38ZM44 255V254H43ZM107 255H108V253H107ZM122 255V254H121ZM133 255V254H132ZM9 257L8 258H10L11 256L10 255H8ZM21 256H23V255H21ZM36 255H35V253H34V257H35ZM45 256V255H44ZM51 256V255H50ZM101 256V255H100ZM116 256H119V255H116ZM129 256V255H128ZM128 256H126L127 258H128ZM166 256H169L168 255V253H167V255ZM187 256V255H186ZM231 256H232V253H231ZM230 256V257H231ZM3 257V256H2ZM4 257H6V256H4ZM28 257V255L26 256V258ZM38 257V256H37ZM40 257V256H39ZM102 257V256H101ZM109 258V256H106V258ZM121 258H116L115 259V261H117L116 263L114 262V264H125V262H128L127 261V258L124 256V257H122V256H120ZM130 257V256H129ZM132 257H134V256H131L130 258H132ZM136 257V256H135ZM135 257L133 258V259H135ZM7 257L6 258H1V261L0 262H3V264H5V263H7L8 261H10V260H13V259H16V258H13L12 257V259L10 258V259H8ZM22 258H24V257H21V259ZM31 258V257H30ZM29 258V259H30ZM33 258V257H32ZM31 258V259H32ZM46 258V257H45ZM103 258H104V256H103ZM112 258V257H111ZM129 258V259H130ZM144 258V257H143ZM21 259H19V261L21 260ZM28 259V258H27ZM26 259V260H27ZM38 259H40V258H38ZM48 259V258H47ZM112 259H114V257L112 258ZM111 259V260H112ZM170 259V258H169ZM168 259V260H169ZM35 260V259H34ZM42 260V259H41ZM109 260V259H108ZM172 260V259H171ZM173 260V261H174ZM14 261V260H13ZM12 261V262H13ZM17 261V260H16ZM15 261V262H16ZM22 261H25V259L23 260L22 259ZM133 262H135V261H137V259L136 260H132ZM139 261V260H138ZM186 261H188V260H186ZM186 261H180L181 263H186ZM190 261V260H189ZM21 262V261H20ZM107 262V261H106ZM106 262H105V264H106ZM108 262H110V261H108ZM113 262V261H112ZM132 262V263H133ZM172 262V261H171ZM171 262L169 263V264H171ZM179 261L177 260V263H178ZM22 263V262H21ZM26 263V262H25ZM24 263V264H25ZM45 263V262H44ZM43 263V264H44ZM46 263H50V262H46ZM140 263H143V262H140ZM176 262H174V263H172V264H175ZM191 263H192V260H191ZM0 264H2V263H0ZM13 264H15V263H13ZM20 264V263H19ZM31 264V263H30ZM42 264V263H41ZM108 264H110V263H108ZM111 264H113V263H111ZM128 264H130V263H128ZM134 264V263H133ZM137 264V263H136ZM144 264H146L145 262H144ZM167 264H168V262H167ZM187 264H189V263H187ZM194 264V263H193Z\"/></svg>", "mask_w": 264, "mask_h": 264}]
</instances>
